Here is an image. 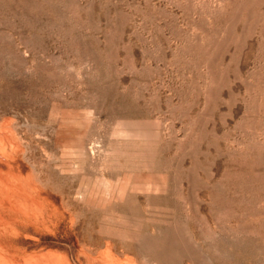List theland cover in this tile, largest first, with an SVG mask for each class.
I'll use <instances>...</instances> for the list:
<instances>
[{
	"label": "rangeland",
	"instance_id": "rangeland-1",
	"mask_svg": "<svg viewBox=\"0 0 264 264\" xmlns=\"http://www.w3.org/2000/svg\"><path fill=\"white\" fill-rule=\"evenodd\" d=\"M0 131L45 253L264 264V0H0Z\"/></svg>",
	"mask_w": 264,
	"mask_h": 264
},
{
	"label": "bare ground",
	"instance_id": "bare-ground-1",
	"mask_svg": "<svg viewBox=\"0 0 264 264\" xmlns=\"http://www.w3.org/2000/svg\"><path fill=\"white\" fill-rule=\"evenodd\" d=\"M1 131H0V141H1V143H4L3 146H5V147L4 148L0 147V166H4V165H6L4 162H9L12 159L11 154H10V149L13 146L12 144H14L13 140L15 137L13 135L14 134L13 132H12L13 133L12 134L11 132L6 133V132H1ZM15 141H16V138H15ZM16 142H18V141H16ZM2 148H3V150H2ZM5 148H6V151H5ZM13 148H15V147H13ZM14 151H15V149H14ZM12 155H14V154H12ZM15 160H16V158H15ZM15 160H13V161L15 162ZM7 167L10 168L9 166H7ZM9 171H11V170H9ZM9 174H11V173H9ZM15 175H11L10 178H8L7 174L2 171V168H0V199H1L0 212L1 211H7L8 213H10V215L14 214L16 216H19L21 218V220L22 219L23 220H30L33 227L37 228L40 224H42L44 219H46V218H44L46 216H43V214L37 215L36 214L37 212L35 213V210H33L34 207L31 208L30 205L33 204L32 197H30L29 194H25V192L24 193L22 191L20 192V190L17 188V185H16L17 184V178L15 177ZM21 179H23V178H21ZM22 181H25V180H22ZM18 184H20V183H18ZM25 184H27V183H25ZM23 186H24V184H23ZM27 186H29V185H27ZM25 188H28V187H25ZM28 190H30V191H28L29 193L32 192L30 189V186H29ZM15 194L17 195V197ZM19 195L24 199V201H22V198ZM12 196L14 198L16 197V199L19 196L21 198V202L18 201V203H16V205H14L13 204L14 200L12 201ZM20 198H18V199H20ZM16 202H17V200H16ZM39 205H38V207H39ZM28 206H30V207H28ZM26 207L29 208V211L26 209ZM41 209H43V208H41ZM48 209H49V207H48ZM38 210L39 209H37V211ZM45 211H46V209H45ZM48 214L50 217L49 210H48ZM7 217L10 218V216H8V214H7ZM13 217H15V216H13ZM1 219L2 218H0V264H69V261L61 260L60 258H55V257H53V255L50 252L48 253V251L45 253L44 249L49 248L50 244L47 243L45 238L42 237L40 234H38L37 236L32 237V238H23V235L21 237L20 233L17 231L18 228L16 229L15 226H12L13 223H15V222H13L11 225L10 223L4 222ZM11 220H13V219H11ZM47 220H49V219H47ZM18 222H19V220H18ZM47 223H49V222H47ZM25 225H26V223H25ZM23 228H21V229H23ZM24 230H25V228H24ZM20 232H22V231L20 230ZM30 233L31 232L26 233V234H30ZM31 236H34V235H30V237ZM6 237H11L13 239V242L6 240ZM147 238L149 239V237H147ZM185 238H187V237H185ZM176 240H177V238H176ZM10 242L13 244H8ZM144 244L150 245L149 248L151 249V252H149V253L152 254L153 259L152 258L151 259L154 260L155 264H176L177 262L181 261L182 258H186V260L190 259L193 261L202 260L194 249L190 248L189 246L185 250L181 249L178 246V243H176V241L169 236H163L157 241H153L151 239L146 240V241H144ZM108 250L109 249H107V251ZM147 250H148V246H147ZM109 251L107 252V254H109ZM101 253H103V251L99 252V255ZM110 253H111V251H110ZM107 254H105V255L103 254L104 255V256L102 255L103 257L99 256L100 257V260H99L100 264H123L122 262H119L118 260L116 261L115 257L112 255V253L110 255H112L114 258H112V256H110V257L107 256ZM92 260L94 261V259H92ZM93 261L92 262L89 261V262L94 264L95 262L93 263ZM127 261H130V260L128 259ZM130 262H132V261H130ZM88 263H86V264H88ZM124 264H125V262H124Z\"/></svg>",
	"mask_w": 264,
	"mask_h": 264
}]
</instances>
